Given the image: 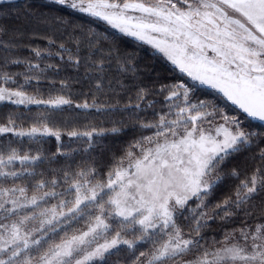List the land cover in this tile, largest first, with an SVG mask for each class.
Listing matches in <instances>:
<instances>
[{"label":"snow or ice","instance_id":"obj_1","mask_svg":"<svg viewBox=\"0 0 264 264\" xmlns=\"http://www.w3.org/2000/svg\"><path fill=\"white\" fill-rule=\"evenodd\" d=\"M48 2L151 45L191 81L214 89L247 117L264 123V0ZM13 3L0 0V11ZM35 7L28 5L23 16L40 20L43 13L34 14ZM55 19L67 23L63 17ZM21 34L20 29L0 25V47H19L16 37ZM86 38L89 47L96 43ZM59 48L69 52L63 43ZM31 51L37 59L45 52L52 55L36 47ZM112 52L108 50L109 56ZM55 54L63 59L59 51ZM117 59L119 71L135 73L130 59ZM68 60L80 64L71 54ZM10 63L23 64L26 70L14 75L0 71V105L17 110L36 106L39 114L28 127L23 116L8 115L0 124V137L10 134L16 145L24 138L38 145L46 137L91 140L94 134H104L97 128L66 131L70 125L60 127L54 118L66 106L97 111L110 107L98 103L95 92L91 103H75L67 94L68 83L61 81L59 90L44 94L40 81L55 65L42 68L31 60L0 57L3 68ZM94 70L105 71L102 60L95 62ZM102 80L96 78V92H103ZM191 92L184 82L161 85L155 93L138 88L136 109L142 103L152 107L147 97L162 94L168 111L157 113L155 122L138 120L141 129L155 131L130 143L105 172L88 165L48 178L36 171L44 159L39 148L22 151L12 140L0 142V264H108L121 246L132 251L131 264H264V217L243 220V227L225 231L219 241L200 236L211 220L231 222L235 210L253 217L245 205L264 191V168L256 167L240 180L234 199L207 201L225 176L240 179L235 168L225 173L220 166L238 152L264 144V129L249 130L237 115L213 101L196 100ZM110 131L118 134L119 128ZM258 158L264 163V147ZM181 217L189 221L187 233L177 223ZM144 245L148 250L140 251L138 246Z\"/></svg>","mask_w":264,"mask_h":264},{"label":"trees","instance_id":"obj_2","mask_svg":"<svg viewBox=\"0 0 264 264\" xmlns=\"http://www.w3.org/2000/svg\"><path fill=\"white\" fill-rule=\"evenodd\" d=\"M28 5H35L36 7L32 11L34 14L43 13V17L40 20L24 17L23 12L28 9ZM0 17H2L0 25L9 29H20L22 33L16 37L20 46L10 50L0 47V57H6L8 60L16 58L31 60L34 63H40L42 68H47L49 64L55 65V69L47 68L45 73L47 78L40 81L42 93L46 94L52 88L59 90L61 81H66L70 89L67 94L72 97L75 103H82L86 99L91 103V97L95 92L98 103L110 105V107L99 111L78 109L74 106L70 108L66 106L62 111L57 110L60 114L54 118L57 120L58 126L70 125L65 129L66 131H70L72 128L81 131L91 128L105 130L103 135L94 134L91 140L87 137L74 138L62 135L60 141L54 137H46L43 138L41 144L37 145L28 143L29 138H24L21 145H16V138L10 134L7 137H0V142L12 140L13 146L21 147L22 151L30 149L35 152L39 148L44 159L39 162L36 171L43 172L48 178H51L53 173L58 177L64 171H75L80 166L88 165L96 167L100 172H105L112 163L113 157L122 156L130 143L142 135L153 134L154 129H141L138 120L155 122L158 118L157 113L168 111L166 105L169 102L165 101L162 94H153L147 97V100L152 102V107L142 103L141 107L136 109L134 107L136 93L140 87L155 93L161 85L184 82L191 87V95L194 99L213 101L221 108L234 112L227 113L238 115L237 111L232 108L233 111L228 106L229 104L226 105L222 98H215V95L191 86L182 75L171 67L168 61L160 54L154 53L149 45L112 29L111 26L96 18L50 4L48 0H15V3L11 5L2 6ZM58 17H63L67 23L61 25L59 20L55 19ZM89 29H91V33ZM86 37L95 39L96 43L89 47V40ZM4 39L8 40L9 37H4ZM49 39L54 40L55 45L49 44ZM76 42H79V47ZM61 43L69 49V52L59 48ZM33 47L51 51L52 55L49 56L45 52L37 59L31 51ZM109 49H113L111 56L108 54ZM58 51L63 59L55 54ZM69 54L79 58L80 64L74 65L69 61ZM117 57H120L121 60L130 59L131 65L136 69L135 73L119 71L120 60ZM101 60L105 69L102 73L94 70L95 62ZM25 70L23 64L10 63L6 68L0 65V71H6L13 75ZM98 76H103V92H96L94 88ZM17 79L21 78L17 77ZM33 83L35 84V82ZM38 114L36 106H31V110L21 106L17 110L16 106L10 104L0 105V124L6 122L8 115L23 116V126L28 127L31 119ZM238 116L242 121H245L243 125L249 130L260 132L264 129V125ZM113 127L119 128L118 134H113L110 131ZM261 147H264V144L254 146L251 150L246 149L238 152L220 166L225 173L235 168L240 179L225 176L223 181L215 187L207 203H219L229 197L234 199L233 193L240 180L250 176L256 167L264 168V163H261L258 158V151ZM245 207L253 210V217L246 218L243 215V209L235 210L236 215L229 218L231 222L223 219L211 220L209 221L210 227L204 229L200 236L209 242L212 239L219 241L225 231L243 227V220L248 219V222L251 223L256 216L264 217V211H262L264 210V191L258 192L254 200ZM177 223L185 233L188 232V220L181 217ZM138 249L146 251L148 247L138 246ZM136 254L138 255V252ZM132 258V251L128 250L126 246H121V249L108 257V264H131Z\"/></svg>","mask_w":264,"mask_h":264},{"label":"rangeland","instance_id":"obj_3","mask_svg":"<svg viewBox=\"0 0 264 264\" xmlns=\"http://www.w3.org/2000/svg\"><path fill=\"white\" fill-rule=\"evenodd\" d=\"M142 42V41H141ZM148 45V44H147ZM149 47H151V45H149ZM151 49L153 50V52L154 53H157V54H160L161 55V57H163L166 61H168L164 56H163V54H161V53H159V52H157L155 49H153L152 47H151ZM170 64H171V62L170 61H168ZM171 67H173L180 75H182V77L186 80V81H188L189 82V84L191 85V86H193V87H195V88H197V89H201V90H203V91H207V92H209V93H211V94H213V95H215V98H218V99H220V98H222L225 102V104L226 105H228L231 109L233 108V109H235L236 111H237V113H238V115H240L241 117H243V118H245V119H247V120H250L251 122H253V123H256V124H261V125H264V123H262V122H260V121H257V120H254V119H251V118H249V117H247L245 114H243L242 112H240V110L239 109H237L235 106H233L232 104H231V102L230 101H226V99L225 98H223L222 97V95L220 94V93H218V92H216L214 89H211V88H209V87H207V86H203V85H199L198 83H195V82H193V81H191V79L190 78H188L185 74H183V73H181L180 71H179V69H177L174 65H172L171 64ZM232 109V110H233ZM225 110V109H224ZM226 112H229V113H234V112H232V111H227V110H225ZM234 111V110H233ZM228 113V114H229ZM229 115H237V114H229ZM237 115V116H238ZM239 117V116H238ZM240 118V117H239ZM240 120H241V123H242V126H244L243 124L245 123V121H242V119L240 118ZM222 122V121H221ZM144 246H147V247H149L148 245H144ZM121 249V248H120ZM146 251H147V249H146ZM191 257H186L185 259H190Z\"/></svg>","mask_w":264,"mask_h":264}]
</instances>
